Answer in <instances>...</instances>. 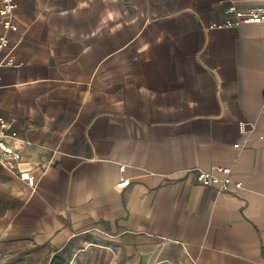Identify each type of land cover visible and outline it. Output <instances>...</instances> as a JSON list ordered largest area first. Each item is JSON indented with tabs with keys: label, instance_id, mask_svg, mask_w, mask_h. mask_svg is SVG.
<instances>
[{
	"label": "crops",
	"instance_id": "crops-1",
	"mask_svg": "<svg viewBox=\"0 0 264 264\" xmlns=\"http://www.w3.org/2000/svg\"><path fill=\"white\" fill-rule=\"evenodd\" d=\"M17 2L0 264H264V25L209 28L264 0ZM212 167L243 189L201 186Z\"/></svg>",
	"mask_w": 264,
	"mask_h": 264
},
{
	"label": "built area",
	"instance_id": "built-area-1",
	"mask_svg": "<svg viewBox=\"0 0 264 264\" xmlns=\"http://www.w3.org/2000/svg\"><path fill=\"white\" fill-rule=\"evenodd\" d=\"M2 7L0 9V28L4 34L0 36V51L6 48L10 49L7 58L0 62V84L3 82L2 69L5 67H18L15 56V48H10V40L7 37V32H18V26L15 22L16 11L18 9L17 0H1ZM227 16L225 22L221 24H213L210 29H228L238 28L243 25H264V4L263 5H249L240 8L236 3H232L225 11ZM1 107V103H0ZM262 112L264 113V95ZM15 120H7L0 117V163L15 168V166L22 162L21 149L18 144V133L13 129ZM248 125L242 123L240 125L241 132L246 134ZM236 148H242L241 144H236ZM125 167L121 168L122 179ZM195 178L197 182L203 187L213 188L218 193L230 191L231 188L237 190L243 189V184L233 179V170L231 167H212L210 170L195 169ZM23 180L27 181L32 187L35 185V177L30 171H21Z\"/></svg>",
	"mask_w": 264,
	"mask_h": 264
},
{
	"label": "rangeland",
	"instance_id": "rangeland-1",
	"mask_svg": "<svg viewBox=\"0 0 264 264\" xmlns=\"http://www.w3.org/2000/svg\"><path fill=\"white\" fill-rule=\"evenodd\" d=\"M88 253H85L84 256L80 259L77 260L76 262H69L68 264H104L105 262V256L103 253H98V254H93L90 256V259L88 257Z\"/></svg>",
	"mask_w": 264,
	"mask_h": 264
},
{
	"label": "trees",
	"instance_id": "trees-1",
	"mask_svg": "<svg viewBox=\"0 0 264 264\" xmlns=\"http://www.w3.org/2000/svg\"><path fill=\"white\" fill-rule=\"evenodd\" d=\"M51 264H68V263H66L65 261H63V260L60 259V258L55 257V258L52 260Z\"/></svg>",
	"mask_w": 264,
	"mask_h": 264
}]
</instances>
